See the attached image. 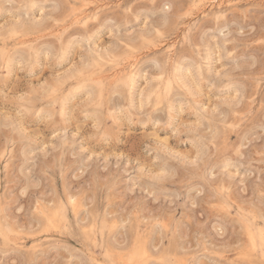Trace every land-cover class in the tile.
Instances as JSON below:
<instances>
[{"label":"rangeland","instance_id":"rangeland-1","mask_svg":"<svg viewBox=\"0 0 264 264\" xmlns=\"http://www.w3.org/2000/svg\"><path fill=\"white\" fill-rule=\"evenodd\" d=\"M221 1L0 0V264H264V0Z\"/></svg>","mask_w":264,"mask_h":264},{"label":"bare ground","instance_id":"bare-ground-1","mask_svg":"<svg viewBox=\"0 0 264 264\" xmlns=\"http://www.w3.org/2000/svg\"><path fill=\"white\" fill-rule=\"evenodd\" d=\"M89 1H90V0H89ZM195 1H196V0H195ZM201 1H202V0H199L200 3H201ZM209 1H210V0H209ZM212 1H213V0H212ZM220 1H221V0H220ZM82 2H83V1H82ZM191 2H193V1H191ZM221 2H222V1H221ZM72 3L74 4V2H72ZM72 3H71V4H72ZM79 3H81V2H79ZM79 3H78V4H79ZM86 3H87V2H86ZM193 3H194V2H193ZM207 3H208V2H207ZM210 3H211V2H210ZM210 3H209V4H210ZM212 3H214V2H212ZM223 3H224V2H223ZM73 4H72V5H73ZM76 4H77V3H76ZM76 4H74V5H76ZM98 4H99V3H98ZM98 4H97V5H98ZM97 5H96V6H97ZM206 5H207V4H206ZM77 6H79V5H77ZM80 6H82V5H80ZM192 6H193V5H192ZM197 6H198V5H197ZM74 7H75V8H79V7H76V6H74ZM74 7H73V8H74ZM97 7H98V6H97ZM97 7H96V8H97ZM195 7H196V5H195ZM195 7H194V8H195ZM201 7H202V6H201ZM190 8H191V6H190ZM211 8H212V7H211ZM188 9H189V7H188ZM71 10L74 11V12H77V11H75V9H74V10L71 9ZM192 11H193V10H192ZM192 11H191V13H192ZM197 11H198V10H197ZM185 12H186V11H185ZM189 12H190V11H189ZM200 12H203V10H202V11H199V13H200ZM79 13H80V12H79ZM75 14L77 15L78 13H75ZM192 14H194V13H192ZM195 14H196V13H195ZM73 15H74V14L72 13V17H73ZM76 15H75V16H76ZM197 15H198V14H197ZM85 16H86V15H85ZM194 16H195V15H194ZM78 17H79V16H78ZM184 17H185V16H184ZM86 18H87V17H86ZM88 18H89V16H88ZM77 19H78V18H77ZM187 19H188V18H187ZM191 19H192V18H191ZM82 20H83V19H82ZM189 20H190V19H189ZM75 22H76V21H74V23H75ZM79 23H80V22H79ZM82 23H83V22H82ZM23 25H24V24H23ZM25 25H26V24H25ZM15 26H16V25H15ZM17 26H18V25H17ZM23 27H24V26H23ZM40 27H41V26H40ZM26 28H27V26H26ZM26 28H22V29H26ZM38 28H39V27H38ZM16 29H18V27H17ZM19 29H20V28H19ZM27 30H28V28H27ZM19 31H21V29H20ZM19 31L17 32V30H16V32H14V33H18V34H19ZM6 32L8 33V31H6ZM12 32H13V29H12ZM12 32H11V30L9 31V33H11V35H12ZM4 34L6 35V33H4ZM4 34H3V35H4ZM15 35H16V34H15ZM0 36H2V34H1ZM15 37H16V36H15ZM1 40H2V39H1ZM20 42L23 43L22 41H20ZM147 43H148V42H147ZM175 44H176V43H175ZM175 44H174V45H175ZM174 45H173V46H174ZM15 46H16V45H15ZM160 46H161V45H160ZM165 46H166V45H165ZM158 48H160V47H158ZM0 51H2V50H0ZM173 51H174V50H173ZM2 53H3V52H2ZM2 53H1V54H2ZM4 53H5V51H4ZM171 54H172V52H171ZM132 55H133V54H132ZM169 55H170V54H169ZM136 57H137V56H135V58H136ZM171 57H172V56H171ZM90 58H91V57H90ZM91 59H92V58H91ZM103 60H104V59H103ZM133 60H134V59H133ZM136 60H138V59H136ZM101 61H102V60H101ZM95 62H96V61H95ZM106 62H107V61H106ZM106 62H105V63H106ZM114 62H115V61H114ZM129 62H130V61H129ZM177 62H179V61H177ZM105 63H104V64H105ZM92 64H93V63H92ZM95 64H96V63H95ZM99 64L101 65V62H100ZM112 64H113V63H112ZM114 64H115V63H114ZM96 65H97V64H96ZM106 65H108V64H106ZM110 65H111V63H110ZM123 65H124V64H123ZM175 65H176V64H175ZM102 66H103V65H102ZM104 66H105V65H104ZM112 66H113V65H112ZM114 66H115V65H114ZM114 66H113V67H114ZM120 66H121V64H120ZM133 66H134V65H133ZM110 67H111V66H110ZM93 68H94V67H93ZM111 68H112V67H111ZM121 68H122V67H121ZM81 70H82V69H81ZM112 70H113V69H112ZM119 70H120V69H119ZM136 70H137V68H136ZM83 71H84V70H83ZM175 71H176V70H175ZM84 72H85V71H84ZM86 72H87V71H86ZM129 72H130V71H129ZM171 72H172V71H171ZM176 72H177V71H176ZM74 73H75V72H74ZM109 74H110V73H109ZM116 74H117V72H116ZM119 74H121V73H119ZM134 74H135V73H134ZM174 74H175V72H174ZM198 74H199V73H198ZM84 75H86V74H84ZM117 75H118V74H117ZM117 75H116V76H117ZM125 75H126V74H125ZM127 75H128V74H127ZM172 75H173V73H172ZM176 75H177V74H176ZM176 75H175V76H176ZM106 76H107V75H106ZM118 76H119V75H118ZM156 76H157V75H156ZM173 76H174V75H173ZM175 76H174V77H175ZM69 77H70V76H69ZM72 77H73V76H72ZM120 77H122V76H120ZM160 77H161V76H160ZM162 77H163V76H162ZM128 78H129V77H128ZM169 78H170V77H169ZM171 78H172V77H171ZM171 78H170V79H171ZM175 78L177 79V77H175ZM175 78H174V79H175ZM118 79H119V78H118ZM131 79H133V78H131ZM161 79H162V78H161ZM163 79H165V78L163 77ZM172 79H173V78H172ZM178 79H180V78H178ZM104 80H105V79H104ZM135 80H136V79H135ZM165 80H166V79H165ZM100 81H101V80H100ZM100 81H99V82H100ZM167 81H168V80H167ZM167 81H166V82H167ZM177 81H178V80H177ZM180 81H181V80H180ZM180 81H179V82H180ZM105 82H106V81H105ZM109 82H110V81H109ZM123 82H124V80H123ZM160 82H162V80H161ZM163 82H164V81H163ZM173 82H174V81H173ZM100 83H101V82H100ZM103 83H104V82H103ZM106 83H107V82H106ZM113 83H115V82H113ZM118 83H119V82H118ZM124 83H125V82H124ZM124 83H123V84H124ZM126 83H128V81H126ZM130 83H131V82L129 81L128 84H130ZM167 83H168V82H167ZM155 84H156V82H155ZM158 84H159V83H158ZM101 85H102V84H101ZM103 85H104V84H103ZM134 85H135V84H133V86H134ZM156 85H157V84H156ZM162 85H163V84H162ZM165 85H166V84H165ZM168 85L170 86V84H168ZM181 85H182V84H181ZM126 87H127V86H126ZM149 87H150V86H149ZM154 87H155V86H154ZM160 87H161V85H160ZM162 87H163V86H162ZM162 87H161V88H162ZM166 87H167V86H166ZM171 87H172V86H171ZM100 88H101V87H100ZM128 88H129V87H128ZM147 88H148V86H147ZM163 88H164V87H163ZM178 88H179V87H178ZM155 89H156V88H155ZM155 89H153L152 91H156ZM129 90H130V89H129ZM163 90H164V89H163ZM163 90H162V91H163ZM167 90H169V88H167ZM167 90H166V91H167ZM149 91H150V90H149ZM152 91H151V92H152ZM164 91H165V90H164ZM157 93H158V91H157ZM153 94H154V93H153ZM160 94H161V93H160ZM158 97H159V96H158ZM167 98H168V97H167ZM159 102H160V101H159ZM62 105H64V103H63ZM155 105H156V104H155ZM157 105H158V104H157ZM62 109H63V107H62ZM63 204H64V203H63ZM65 207H66V206H65ZM72 207H73V206H72ZM78 207H79V205H78ZM3 208H4V207H3ZM240 208H241V207H240ZM4 209H5V208H4ZM56 209H57V208H56ZM73 209H74V208H73ZM59 210H61V209H59ZM64 210H65V208H64ZM66 210H67V207H66ZM75 210H76V209H75ZM41 211H42V210H41ZM42 212H43V211H42ZM55 212H56V211H55ZM48 213H49V212H48ZM51 213H52V212H51ZM59 213H60V211H59ZM74 213H75V212H74ZM42 214H43V213H42ZM62 214H63V213H62ZM64 214H65V213H64ZM74 215H75V214H74ZM2 216L4 217V215H2ZM44 216H45V215H44ZM62 216H65V215H62ZM66 216H67V215H66ZM244 216H245V214H244ZM47 217H48V216H47ZM47 217H46V218H47ZM51 217H52V216H51ZM246 217H247V216H246ZM62 218H63V217H62ZM64 218H65V217H64ZM65 219H66V218H65ZM244 219H246V218H244ZM247 219H248V217H247ZM44 220H45V219H44ZM2 221H3V220H2ZM47 221H49V220H47ZM67 221H68V220H67ZM43 222H44V221H43ZM50 222H51V221H50ZM63 222H64V221H63ZM63 222H62V223H63ZM137 222H138V221H137ZM137 222H136V224H137ZM6 223H7V222H6ZM46 223H47V222H46ZM62 223H60V224H62ZM65 223H67V222H65ZM134 223H135V221H134ZM134 223H133V224H134ZM2 224H3V223H2ZM10 224H11V223H10ZM47 224H51V223H47ZM67 224H68V223H67ZM7 225H8V224H7ZM43 225H44V224H43ZM45 225H46V224H45ZM52 225H53V224H52ZM64 225H65V224H64ZM68 225H69V227H70V223H69ZM13 226H14V225H13ZM49 226H50V225H49ZM61 226H62V225H61ZM104 226H105V225H104ZM165 226H166V225H165ZM247 226H248V225H247ZM10 227H11V226H10ZM17 227H18V226H16V228H17ZM44 227H45V226H44ZM44 227H43V228H44ZM58 227H60V225H59ZM78 227H79V226H78ZM105 227H106V226H105ZM133 227H134V226H133ZM18 228H19V227H18ZM46 228H47V227H46ZM46 228H44V229H46ZM54 228H55V227H54ZM66 228H67V227H66ZM79 228H80V227H79ZM79 228H78V230H79ZM253 228H254V227H253ZM0 229H1V228H0ZM11 229H12V228H11ZM49 229H50V227H49ZM51 230H52V229H51ZM51 230H50V231H51ZM61 230H62V229H61ZM91 230H92V229H91ZM249 230H250V229H249ZM249 230H248V231H249ZM259 230L261 231V229H259ZM14 231H15V226H14ZM245 231H246V230H245ZM5 232H6V231H5ZM8 232L10 233V231H8ZM15 232H16V231H15ZM21 232H22V231H21ZM55 232H56V231H55ZM249 232H250V231H249ZM262 232H263V231H262ZM16 233H17L16 235H18V232H16ZM92 233H93V232H92ZM247 233H248V232H247ZM263 233H264V232H263ZM263 233H262V234H263ZM12 234H13V233H12ZM20 234H21V233H20ZM260 234H261V232H260ZM262 234H261V235H262ZM9 235H11V234H9ZM23 235H24V234H23ZM136 235H137V234H136ZM251 235H252V234H251ZM255 235H256V234H255ZM255 235H254V236H255ZM20 236H21V235H20ZM252 236H253V235H252ZM262 236H264V235H262ZM11 237H12V235H11ZM22 237H23V236H22ZM22 237H21V238H22ZM1 239H2V238H1ZM12 239H13V238H12ZM19 239H20V238H19ZM24 239H25V238H24ZM26 239H27V238H26ZM89 239H90V238H89ZM135 239H136V238H135ZM13 240H14V239H13ZM21 240H22V243H24V242H23V238H22ZM48 240H49V239H48ZM91 240H92V239H91ZM137 240H138V239H137ZM140 240H141V238H140ZM250 240H251V239H250ZM14 241H15V240H14ZM18 241H19V240H18ZM142 241H143V239H142ZM142 241H141V242H142ZM35 242L37 243V241H35ZM35 242H34V243H35ZM138 242H139V240H138ZM144 242H145V241H144ZM252 242H253V241H252ZM254 243H257V242H255V240H254ZM24 244H25V243H24ZM106 244H107V242H106ZM34 245H35V244H34ZM37 245H38V244H37ZM133 245H135V244H133ZM169 245H170V244H169ZM261 245H262V244H261ZM20 246H21V245H20ZM107 246H108V245H107ZM107 246L105 245V247H107ZM112 246H113V245H112ZM145 246H146V245L144 244V247H145ZM173 246H175V245H173ZM39 247H40V246H39ZM137 247H138V246H137ZM137 247H136V248H137ZM147 247H148V246H147ZM168 247H169V246H168ZM251 247H252V246H251ZM21 248H22V247H21ZM32 248L34 249V247H32ZM128 248H130V247L128 246ZM174 248H175V247H174ZM33 249H32V250H33ZM105 249H106V248H105ZM105 249H104V250H105ZM131 249H132V248H131ZM134 249H135V248H134ZM253 249H254V248H253ZM107 250H108V249H107ZM110 250H111V249H110ZM145 250H146V249H145ZM145 250L142 249V248H137V249H135L134 251H132L130 254H131V255H132V253H133L134 255H135V254H136V255L138 254V256L140 255L141 258H142V255H144ZM148 250H149V248H148ZM148 250H147L146 252H149ZM111 251H112V250H111ZM123 251H124V250H123ZM123 251H122V253H123ZM167 251H168V249H167ZM167 251H166V252H167ZM172 251L174 252L173 249H172ZM247 251H248V250H247ZM107 252L109 253V251H107ZM173 252H172V253H173ZM244 252H245V251H244ZM250 252H251V250H250ZM113 253H114V252H113ZM116 253H117V252H116ZM126 253H127V252H126ZM167 253H168V252H167ZM169 253H170V252H169ZM172 253H171V254H172ZM111 254H112V253H111ZM244 254H245V253H244ZM244 254H243V255H244ZM115 255H116V254H115ZM117 255H118V257H120L121 253H120V254L117 253ZM175 255H176V254H175ZM248 255H249V254H248ZM110 256H111V255H110ZM138 256H137V257H138ZM140 256H139V257H140ZM164 256H166V255H164ZM177 256H178V255H177ZM246 256H247V255H246ZM259 256H260V255H259ZM112 257H113V256H112ZM124 257H126V256H124ZM145 257H146V256H145ZM150 257H151V255H150ZM161 257H162V256H161ZM175 257H176V256H175ZM181 257H182V256H180V258H181ZM114 258H115V257H114ZM126 258H128V257H126ZM164 258H165V257H164ZM166 258H167V257H166ZM249 258H250V257H249ZM261 258H262V257H261ZM138 259H139V258H138ZM182 259H183V258H182ZM93 260H95V259H93ZM105 260H106V259H105ZM114 260H115V259H114ZM134 260L136 261V259H134ZM140 260H141V259H140ZM143 260H144V259H143ZM143 260H142V261H143ZM145 260H146V259H145ZM180 260H181V259H180ZM109 261H112V260H109ZM142 261H141V262H142ZM90 262H91V261H90ZM92 262H93V261H92ZM174 262H175V261H174ZM180 262H181V261H180ZM115 263H116V262H115ZM115 263L113 262V263H111V264H115ZM136 263H137V262H136ZM143 263H144V262H143ZM170 263H171V262H170ZM102 264H103V263H102ZM138 264H139V263H138Z\"/></svg>","mask_w":264,"mask_h":264},{"label":"snow or ice","instance_id":"snow-or-ice-1","mask_svg":"<svg viewBox=\"0 0 264 264\" xmlns=\"http://www.w3.org/2000/svg\"><path fill=\"white\" fill-rule=\"evenodd\" d=\"M198 162H199V156H198L197 159L194 160L192 163H193V165H196V164H198Z\"/></svg>","mask_w":264,"mask_h":264}]
</instances>
